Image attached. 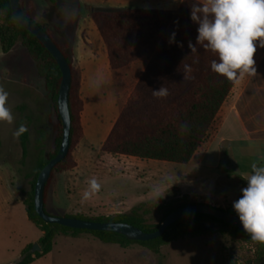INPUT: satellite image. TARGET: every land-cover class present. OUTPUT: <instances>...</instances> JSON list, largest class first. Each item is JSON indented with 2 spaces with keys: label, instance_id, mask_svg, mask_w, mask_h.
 <instances>
[{
  "label": "rangeland",
  "instance_id": "374dc122",
  "mask_svg": "<svg viewBox=\"0 0 264 264\" xmlns=\"http://www.w3.org/2000/svg\"><path fill=\"white\" fill-rule=\"evenodd\" d=\"M168 0H20L22 7L30 12L35 22L48 24L55 41L63 45L69 41L67 53L78 72L81 59L92 56L91 50L104 47L101 36L91 20L86 7L98 11H113L124 8H167ZM82 4L77 15L70 14L76 5ZM169 8V7H168ZM90 24L95 32L90 31ZM91 41V45L89 41ZM93 45V46H92ZM97 57L101 50L97 49ZM95 56V54L93 55ZM140 63L133 70L134 80ZM80 74V73H79ZM0 85L9 93L8 106L12 108L15 123H0V189L14 186L25 200L32 187L35 169L41 149L49 156L55 151L58 116L45 90L44 81L38 75L21 42L12 52L4 55L0 45ZM130 91H117L116 83L101 73L84 97L83 139L77 145L73 157L76 167L51 180L46 210L53 216L82 215L89 218L110 217L128 213L135 206L151 203L167 206L188 196L197 204L218 205L227 210L242 195L247 187L246 178L252 174L251 164L264 165V146L250 143L243 127L231 132L222 125L216 135L222 115L212 128L203 147L189 164H172L157 161H142L125 156L102 152L101 147L116 122ZM29 129L28 156L22 159L19 138L13 131L20 121ZM244 120V119H243ZM223 138H231L230 145L222 144ZM208 148L207 159L199 163L201 153ZM222 151L219 166L218 158ZM224 152L230 166L224 164ZM226 169L233 172L228 174ZM95 177L102 185L98 194L81 203L82 193L88 181ZM243 177L245 180H241ZM160 215L155 214L153 222ZM35 227V226H34ZM203 234L186 237L163 247L154 254L138 245L120 247L104 244L90 235L76 237L58 236L54 241V262L62 264H264L256 252V246L235 236L233 230L205 219L194 230ZM56 259V260H55Z\"/></svg>",
  "mask_w": 264,
  "mask_h": 264
},
{
  "label": "trees",
  "instance_id": "16d2710c",
  "mask_svg": "<svg viewBox=\"0 0 264 264\" xmlns=\"http://www.w3.org/2000/svg\"><path fill=\"white\" fill-rule=\"evenodd\" d=\"M51 1L53 4L56 2V0ZM193 2L194 0H184L176 10L98 11L86 7L106 47L111 70H122L141 61L146 63L143 73L102 144V152L142 161L186 165L192 161L195 154L207 141L218 114L236 83L212 72L210 63L213 59L218 60V56L204 50L202 46L196 45L199 25L194 23L190 17ZM20 6L24 16L34 21L30 12L22 7L21 2ZM82 6L80 3L76 5L75 15L72 17L77 15V11ZM35 23L52 38L68 60L72 70L69 95L72 120L70 152L66 159L55 167L46 184L44 192L46 210V199L53 176L69 172L76 167L73 153L83 139L84 102L80 92V74L73 66L67 53V49L70 48L69 41L63 45L58 44L47 23ZM173 32L176 34V42L170 44L169 39ZM189 41L196 45V53H191L188 47ZM18 42H21L34 62L58 116V124L54 127V131L57 133L55 151L46 156L41 149V156L38 159L34 180L31 184L32 189L24 200L29 221L43 233L38 241L40 252L33 253V245H29L23 250L22 260L18 264H32L37 259L47 256L53 249L56 237L61 235L76 237L86 234L104 244L120 247L138 245L154 254H159L163 247L186 237L203 234L201 229L194 230V228L205 219L213 220L224 228L232 229L235 236L241 237L249 244H254L256 246L255 253L264 259V244L254 242L247 233L205 215L185 217L171 225L160 238L147 242L130 241L122 235L110 232L75 230L45 223L35 211L34 188L40 172L49 160L56 157L62 143L63 127L57 111L62 73L55 59L40 41L23 29L14 19L10 0H0V45L3 54H10ZM180 44L183 46H178ZM185 64L193 69L191 78L187 80H184L183 73ZM178 69L180 70L178 71ZM162 85L169 90L170 95L158 99L152 95V90H158ZM22 123L24 124L21 120L17 127ZM19 142L22 159L25 160L28 156L29 132L21 135ZM227 154L224 152L223 162L229 167L230 162L227 159ZM226 172L230 174L233 171L226 169ZM241 180L245 179L241 177ZM195 204L197 203L192 202L188 196H183L181 201L170 203L167 206L142 203L128 213L110 217L89 218L82 215H63L62 217L101 223H126L143 232L153 233L158 230L169 214ZM225 211L238 217L232 206ZM46 212L48 213L47 210ZM155 214L160 215L158 222H153Z\"/></svg>",
  "mask_w": 264,
  "mask_h": 264
},
{
  "label": "clouds",
  "instance_id": "9594fccd",
  "mask_svg": "<svg viewBox=\"0 0 264 264\" xmlns=\"http://www.w3.org/2000/svg\"><path fill=\"white\" fill-rule=\"evenodd\" d=\"M70 15L74 16L75 10ZM190 17L199 25L196 45L218 56V60L213 59L210 63L212 72L233 83H239L245 76L257 75L254 56L257 43L264 48V0H194ZM175 35V32L171 34L170 44L176 42ZM196 45L188 42L191 53L197 52ZM192 71L191 66L184 65V80L191 78ZM152 95L162 99L170 93L162 85L158 90H152ZM8 99L9 93L0 85V123L13 125L16 118L8 106ZM28 131L22 123L12 134L18 139ZM251 169L252 174L246 178L247 187L241 189L242 195L232 207L251 240L264 244V165L253 162ZM87 183L81 203L92 199L102 187L95 177Z\"/></svg>",
  "mask_w": 264,
  "mask_h": 264
},
{
  "label": "crops",
  "instance_id": "0c3cea01",
  "mask_svg": "<svg viewBox=\"0 0 264 264\" xmlns=\"http://www.w3.org/2000/svg\"><path fill=\"white\" fill-rule=\"evenodd\" d=\"M165 4L167 8L148 7L141 9L176 10L181 5L177 0H168ZM89 28L92 34H94V27L90 24ZM89 44H92L91 41H89ZM97 49L101 50V57H97L96 53H94ZM91 54L92 56L83 58L80 62V92L83 102L86 92L90 89V85L98 79L102 72L116 83L117 91L128 88V91L131 93L145 69V67L144 69L143 67L140 68L136 81H133L135 66L145 62L141 61L122 70L113 71L109 65L107 50L105 53L103 47L98 46L96 49L91 50ZM94 54L95 56H93ZM254 59L256 61L257 75L245 76L239 83L235 84L218 114L216 122L221 115L222 119L217 126L216 135L212 141L220 135L222 125L227 124L233 136L235 135V131L242 126L246 139L250 143L256 142L264 146V48H260L259 44ZM84 111L82 113V122ZM231 141V138H223L221 143H228L230 145ZM208 148L201 153L199 157L200 164H203L207 159ZM221 159L222 151H220L216 166H219ZM213 207L219 206L213 205ZM42 235L43 233L29 221L24 199L20 193L14 190V186L11 185L10 188L5 190L0 189V264L20 263L23 250L29 245L38 243ZM54 254L53 246L52 251L47 256L37 259L32 264H62L59 260L57 261L58 263L54 262Z\"/></svg>",
  "mask_w": 264,
  "mask_h": 264
},
{
  "label": "water",
  "instance_id": "95a60500",
  "mask_svg": "<svg viewBox=\"0 0 264 264\" xmlns=\"http://www.w3.org/2000/svg\"><path fill=\"white\" fill-rule=\"evenodd\" d=\"M10 3L14 19L23 29L31 33L37 40L40 41V43L55 59L62 73V81L57 98V111L63 127L62 143L56 157L49 160L48 164L40 172L34 188L35 211L45 223L59 225L75 230L110 232L122 235L130 241L147 242L160 238L171 225L185 217L205 215L246 233L243 230L242 224L237 216L207 204H195L172 212L161 223L158 230L153 233L143 232L137 227L126 223H101L48 214L45 210L44 197L46 184L50 180L55 167L66 159L70 152L72 120L69 108V95L72 84V70L68 60L48 33L37 23L24 16L20 6V0H10ZM32 252H40V246L38 243L33 245Z\"/></svg>",
  "mask_w": 264,
  "mask_h": 264
}]
</instances>
